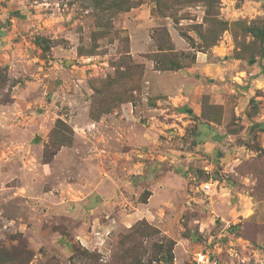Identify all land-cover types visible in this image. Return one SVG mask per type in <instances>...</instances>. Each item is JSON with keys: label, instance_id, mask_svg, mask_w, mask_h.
Segmentation results:
<instances>
[{"label": "rangeland", "instance_id": "obj_1", "mask_svg": "<svg viewBox=\"0 0 264 264\" xmlns=\"http://www.w3.org/2000/svg\"><path fill=\"white\" fill-rule=\"evenodd\" d=\"M23 5L32 22L27 53L37 61L26 63L12 50L0 65V264H171L176 243L169 230L189 241L178 249L176 264H191L194 251L216 243V264H264V0ZM224 44L238 73L224 92L201 97L196 109L189 102L164 105L171 112L166 117L151 110L159 97L144 89L146 64L164 72L185 69L197 53ZM238 88L251 94L240 113ZM124 105L134 119L116 118L113 123L123 125L103 129ZM195 110L221 128V147L184 183L178 179L182 194H172V201L181 205L179 224L103 227V182L120 176L114 168L126 178L121 206L145 202L147 192L135 196L129 183L141 177L144 188L147 165L195 151L196 125L185 122ZM151 117L157 125L148 124ZM128 133L134 145L113 144ZM204 159L217 165L224 186L212 197L200 191ZM105 165L113 169L108 176ZM172 213L162 211L161 218Z\"/></svg>", "mask_w": 264, "mask_h": 264}, {"label": "crops", "instance_id": "obj_2", "mask_svg": "<svg viewBox=\"0 0 264 264\" xmlns=\"http://www.w3.org/2000/svg\"><path fill=\"white\" fill-rule=\"evenodd\" d=\"M23 3L24 0H0V65L7 63L8 54L12 50L22 52V59L27 61L26 63H35L37 61L32 53H27L30 46H28L24 39H26V33L29 27L32 26V22L28 18L29 13L22 11L25 8ZM17 10H21V13L19 16L14 17L12 14ZM172 43L175 47L180 46L179 41L172 39ZM228 51V46L224 44V47H217L208 53H197L190 67L173 72L158 71L154 69L151 63L146 64V85L144 89L148 96L155 94L159 97L157 101L158 108H151V110L153 112L164 113L166 117L168 116L167 112H170V110L164 108L166 107L164 105H185L189 102L196 109L201 97L210 96L215 99L219 96L224 92V88L231 84L233 79H236V75L238 74L236 72L237 66L235 61L232 62L230 59H227V55H229ZM250 75L249 73L246 77V80L249 82L252 81L249 77ZM256 79L253 80L255 81ZM261 83H264V81L262 80ZM237 90L240 94L237 97L235 110L237 113H240L245 110L251 94L250 89L244 91L238 88ZM133 111V109H129L124 105L121 112L115 115V118L110 117L109 120L103 121V129L111 128L113 125H123L118 124V122L117 124L113 123V121H116V118H119L122 122L134 119L135 115ZM199 118V114L195 110L185 121L186 124L192 123L196 125V136L194 139L197 142V146L194 152L188 153L185 158L176 159V157L167 156L166 160L163 159L162 162L156 163L155 166H152V163L147 165L143 171V176L147 177V183L144 188L141 186L143 185L141 182L138 183L142 179L141 177L135 180V183L132 181L129 183L135 196H138L140 192H147L145 202H136L129 209L127 206H121V202L122 204L125 203L123 201H126L128 198L121 191V186L125 185L126 178L121 177L124 175L121 174L119 169L114 168L120 176L112 177V180L109 179L107 183L103 182V227L109 228L115 223L128 227L140 220H146L162 228L167 227V225L170 227L179 224L178 212L181 210V205L172 201V194L181 195L183 188L178 187L179 185L184 186V176L188 173L192 174L195 169H199V162L204 156H217V152L221 147L218 138L221 128L212 121L200 120ZM152 120V122L148 121V124L150 126L152 124L157 125L154 117ZM133 124L136 125V123ZM119 130L115 128L117 133ZM112 137H115V135ZM127 137L128 139L122 138L121 141L115 137L116 142L114 141L113 144H117L118 147L120 143L134 145L131 144V139L137 142L136 138L130 136V133H128ZM219 161L220 163L222 162L221 159ZM172 164L175 165L174 168ZM46 168V164L41 165L42 172H45ZM109 168L110 166L108 165L104 167V173L107 176L110 173ZM110 170L113 171L112 168ZM178 179H181L183 183L179 182ZM134 190L137 191L134 192ZM169 209L173 211L172 216L161 218L162 211ZM194 223L200 226L201 221L196 220ZM166 235L176 243L172 251V261L175 259V262L171 263L176 264L179 261L178 249L189 241L180 236L178 232H174V230L166 231Z\"/></svg>", "mask_w": 264, "mask_h": 264}, {"label": "built area", "instance_id": "obj_3", "mask_svg": "<svg viewBox=\"0 0 264 264\" xmlns=\"http://www.w3.org/2000/svg\"><path fill=\"white\" fill-rule=\"evenodd\" d=\"M200 170L205 176V180L200 185V191L204 195L212 197L224 188L222 184H219L220 178L217 174V165L204 159ZM215 245L216 246H208L207 248L204 247L198 251H194L191 257V264H216L215 256L217 253L215 248L217 249V243Z\"/></svg>", "mask_w": 264, "mask_h": 264}]
</instances>
